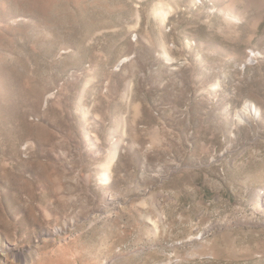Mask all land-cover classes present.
Returning a JSON list of instances; mask_svg holds the SVG:
<instances>
[{
	"label": "rangeland",
	"instance_id": "374dc122",
	"mask_svg": "<svg viewBox=\"0 0 264 264\" xmlns=\"http://www.w3.org/2000/svg\"><path fill=\"white\" fill-rule=\"evenodd\" d=\"M0 264H264V0H0Z\"/></svg>",
	"mask_w": 264,
	"mask_h": 264
},
{
	"label": "bare ground",
	"instance_id": "6f19581e",
	"mask_svg": "<svg viewBox=\"0 0 264 264\" xmlns=\"http://www.w3.org/2000/svg\"><path fill=\"white\" fill-rule=\"evenodd\" d=\"M171 10H172V8L171 7H168V9H161V13H162V20L164 21V20H166L167 19V17L170 15V12H171ZM159 14V13H158ZM228 14V13H227ZM228 16H229V14H228ZM229 17H231V18H233L232 16H229ZM233 19H235V18H233ZM247 109H249V111H251V107L248 105V107H247V104L246 105H244V106H242V108L240 109V112L238 113V119H240V117L245 113V111H247ZM254 110L256 111V106H254ZM241 113H243V114H241ZM241 120V119H240ZM116 151H115V153H114V155L112 156V158H111V161H110V163L109 164H111L113 161H114V159H115V157H116ZM108 164V163H107Z\"/></svg>",
	"mask_w": 264,
	"mask_h": 264
},
{
	"label": "built area",
	"instance_id": "2783aa9c",
	"mask_svg": "<svg viewBox=\"0 0 264 264\" xmlns=\"http://www.w3.org/2000/svg\"><path fill=\"white\" fill-rule=\"evenodd\" d=\"M199 3H201L202 2V0H197ZM204 1V0H203ZM254 58H256V53H255V51H253V50H250V51H248V59L249 60H253Z\"/></svg>",
	"mask_w": 264,
	"mask_h": 264
}]
</instances>
